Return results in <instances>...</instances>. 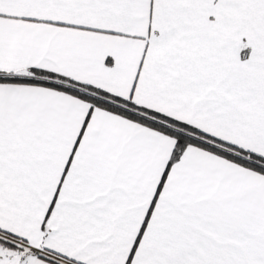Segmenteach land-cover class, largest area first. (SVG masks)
<instances>
[{"label": "snow or ice", "instance_id": "6c2138e0", "mask_svg": "<svg viewBox=\"0 0 264 264\" xmlns=\"http://www.w3.org/2000/svg\"><path fill=\"white\" fill-rule=\"evenodd\" d=\"M0 264H264V0H0Z\"/></svg>", "mask_w": 264, "mask_h": 264}]
</instances>
